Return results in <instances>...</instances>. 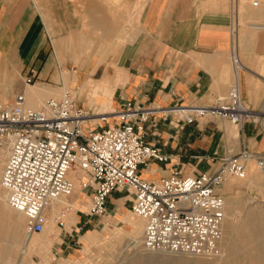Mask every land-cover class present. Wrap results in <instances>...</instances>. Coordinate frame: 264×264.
Wrapping results in <instances>:
<instances>
[{"label":"built area","instance_id":"built-area-1","mask_svg":"<svg viewBox=\"0 0 264 264\" xmlns=\"http://www.w3.org/2000/svg\"><path fill=\"white\" fill-rule=\"evenodd\" d=\"M237 29L233 26L235 47ZM35 75L31 69L25 81ZM157 113L170 117V123L217 117L241 128L246 121L259 122L264 110L246 104L239 81L206 105L161 107L130 99L100 111L84 106L69 90L39 107L29 105L24 92L0 102V157L6 155L1 186L8 204L25 215L27 236L46 231L52 206L77 187L89 197L87 213L92 217L105 215L111 194L120 190L132 195L131 211L144 221L136 242L143 249L221 256L227 202L220 189L228 180L245 178L251 163L264 170V153L243 147L220 157L209 171L184 174L175 169L157 179L144 178L142 166L170 159L146 138L148 123ZM71 209L65 204L57 211L60 228L66 226Z\"/></svg>","mask_w":264,"mask_h":264},{"label":"rangeland","instance_id":"rangeland-1","mask_svg":"<svg viewBox=\"0 0 264 264\" xmlns=\"http://www.w3.org/2000/svg\"><path fill=\"white\" fill-rule=\"evenodd\" d=\"M29 1L35 4L44 25L46 53L42 56L43 77L39 78L36 69L32 81L26 82L29 69L24 73L25 86L42 87L58 97L69 90L80 103H93L100 111L115 107V84L126 80L122 72L155 42L141 25L148 0ZM251 1L254 10H259L261 0ZM229 4L232 24L239 31V25L245 23V0H229ZM261 23L264 21H254V25ZM239 38L237 35L236 46ZM27 97L32 105L30 95ZM50 97L45 96L42 102ZM7 101L12 100H0ZM2 167L3 163L0 264H264V170L255 163L250 164L245 178H233L223 185L227 202L223 253L215 258L148 251L139 246L132 238L130 222L142 226V231L144 225L131 211L128 191L122 193V200L109 202L105 215L92 217L87 213L89 197L77 187L68 198L72 204L68 216H74H67L65 227L56 222V213L65 203L57 202L49 211L46 231L27 236L25 215L8 204L7 192L1 186Z\"/></svg>","mask_w":264,"mask_h":264},{"label":"crops","instance_id":"crops-1","mask_svg":"<svg viewBox=\"0 0 264 264\" xmlns=\"http://www.w3.org/2000/svg\"><path fill=\"white\" fill-rule=\"evenodd\" d=\"M259 3L255 11L252 1L245 0V23L239 25L235 47L229 0H148L141 25L155 42L122 72L126 80L115 84V106L130 99L161 107L206 105L239 81L246 104L264 110V23L254 25L264 21V0ZM34 7L29 0H0V100L31 91L24 84L29 69H38L39 78L45 73L41 67L46 53L44 25ZM169 121L170 117L157 113L148 123L147 140L170 159L142 166L144 178L157 179L175 169L184 174L209 171L220 157L237 154L243 147L264 153V114L259 122L246 121L241 128L217 117L194 123ZM220 191L225 195L224 186ZM123 192L114 191L108 204L122 200Z\"/></svg>","mask_w":264,"mask_h":264},{"label":"bare ground","instance_id":"bare-ground-1","mask_svg":"<svg viewBox=\"0 0 264 264\" xmlns=\"http://www.w3.org/2000/svg\"><path fill=\"white\" fill-rule=\"evenodd\" d=\"M122 47V46H121ZM116 48V47H115ZM114 48V49H115ZM105 50V49H104ZM111 51V50H110ZM121 51V50H120ZM82 54H83V52H82ZM114 56V55H113ZM91 57V56H90ZM113 61V60H112ZM238 80V79H237ZM42 85V84H41ZM104 85V84H103ZM105 86V85H104ZM38 87V86H37ZM17 94V93H16ZM15 94V95H16ZM27 94H29L30 95V99H31V102H32V105L31 106H33V107H39L38 106V104L40 103V102H42V100H43V98L45 97V96H47V95H51V96H53V97H58L59 96V94L58 93H56V92H46L42 87H40V88H35L34 86H32L31 87V91L29 92V93H25V95L27 96ZM27 102H28V97H27ZM29 104V103H28ZM30 105V104H29ZM235 128V127H234ZM232 129V128H231ZM237 132H238V130L237 129H233V131H232V133H234V134H236V136L238 135L237 134ZM239 133V132H238ZM234 137V136H233ZM1 160H3V162H1ZM5 160H6V155H2L1 157H0V164L2 165V163H3V167H2V170H3V168H4V164H5ZM7 192V191H6ZM62 203H65V204H68V205H72V204H70L69 202H68V198L67 199H64L63 201H62ZM4 208V207H3ZM5 213V212H4ZM7 213V212H6ZM20 213H22V212H20ZM18 216V215H17ZM74 215L73 214H69V216H68V219H69V217L71 218V217H73ZM257 218V217H256ZM18 219H20V218H18ZM70 221V220H69ZM74 221V220H73ZM131 223V226H132V228H131V232H132V238H134L135 240H137V241H140L141 240V235H142V226H140L139 225V227H138V224L136 223V222H134V221H132V222H130ZM262 223V222H261ZM143 225H144V221H143ZM2 228V227H1ZM18 229V228H17ZM228 230V229H227ZM261 231V230H260ZM234 233V232H233ZM3 234L4 235H7L6 234V232L4 231L3 232ZM15 235V234H14ZM13 235V236H14ZM39 240V239H38ZM41 242V241H40ZM263 253H262V255H264V249H262L261 250ZM236 253V252H235ZM260 256V255H259ZM257 257H258V255H257ZM251 258V257H250ZM264 260V258H262L261 259V261H263ZM260 261V260H259ZM254 262V261H253Z\"/></svg>","mask_w":264,"mask_h":264}]
</instances>
